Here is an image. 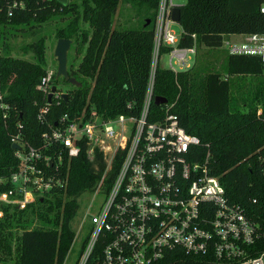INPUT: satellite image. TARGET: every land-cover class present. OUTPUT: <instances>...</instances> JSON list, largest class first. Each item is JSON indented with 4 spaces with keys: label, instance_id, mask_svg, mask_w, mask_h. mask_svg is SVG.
Here are the masks:
<instances>
[{
    "label": "trees",
    "instance_id": "trees-1",
    "mask_svg": "<svg viewBox=\"0 0 264 264\" xmlns=\"http://www.w3.org/2000/svg\"><path fill=\"white\" fill-rule=\"evenodd\" d=\"M17 1L23 6L13 8L8 15L12 0H0V93L1 101L8 105L0 107V176L5 178L19 164L11 137L20 130L26 143L38 146L46 129L38 119L46 98L37 89L48 68L44 25L55 21L56 39L73 40L74 57L68 70L70 77L80 82L74 85L57 79L55 72L54 85L58 87L62 81L71 87L65 90L67 101L62 99L58 104L54 100L50 121L55 122L65 112L80 113L85 107L87 111L95 108L107 118L139 114L152 67L160 7V0H68L66 5L56 0ZM123 3L134 9L139 19L136 26L126 25L131 18L116 25ZM262 4L264 0H187L180 6L183 33L179 46H195L197 51L202 46L218 49L227 34L264 33ZM148 19L151 21L146 25ZM25 33L36 37L19 48L31 58L11 53L8 37ZM169 49L162 46L161 54ZM228 55L225 76L199 64L197 56L185 70L158 65L153 93L174 103L172 112L179 116L181 125L202 140L198 158L208 161L210 172L220 179L227 196L250 211L264 207V171L259 159L264 157V65L258 56ZM241 76L253 79L245 89L240 86L245 81L239 80L246 78ZM164 112L163 104L153 103L150 119H160ZM120 163L118 154L108 186ZM105 167L99 150L92 160L83 146L70 161L65 188L53 189L23 207L1 203L0 264H64L75 236L71 222L78 212L79 198L94 191ZM10 188L6 180L0 184V193ZM174 264L219 263L189 260Z\"/></svg>",
    "mask_w": 264,
    "mask_h": 264
},
{
    "label": "built area",
    "instance_id": "built-area-1",
    "mask_svg": "<svg viewBox=\"0 0 264 264\" xmlns=\"http://www.w3.org/2000/svg\"><path fill=\"white\" fill-rule=\"evenodd\" d=\"M22 6V1L12 0L8 15ZM173 6L172 0L160 2L152 67L139 114L107 118L95 108L87 111L85 107L80 113L65 112L52 122L48 119L51 106L54 100L61 103L66 92L57 87L48 100L55 71L47 68L37 85L46 98L38 112V119L46 125L39 145L26 143L20 130L11 137V144L19 146L13 149L19 164L8 178L0 176V184L6 180L11 184L0 193V204L23 207L53 189L65 188L70 161L83 146L92 160L97 150L103 154L106 167L94 191L88 192L92 201L98 197V208L95 212L88 209L79 230H74L68 252L79 240L74 264L189 260L264 264V207L249 211L227 196L220 179L210 172L208 161L198 158L202 140L181 125L172 112L174 103L163 104L162 118L150 119L162 46L170 47L169 68L174 71L191 67L197 53L195 46H179L181 36L171 28ZM260 9L264 14V4ZM223 46L232 55L258 56L264 65V33L246 34L242 41L226 39ZM1 99L0 93V107L7 108ZM128 107L133 106L129 103ZM262 113L259 105L258 115ZM118 154L121 163L108 186ZM259 159L264 171V157ZM253 203H258L257 198ZM86 221L85 234L80 237Z\"/></svg>",
    "mask_w": 264,
    "mask_h": 264
},
{
    "label": "rangeland",
    "instance_id": "rangeland-1",
    "mask_svg": "<svg viewBox=\"0 0 264 264\" xmlns=\"http://www.w3.org/2000/svg\"><path fill=\"white\" fill-rule=\"evenodd\" d=\"M187 0H173V3L175 5L181 4V3H186ZM131 18V22L127 23V26H131V25H137L139 22V19L137 17V15L135 14V11L133 8H131L130 4H122V7L120 8V10L118 11V13L116 14L115 17V22L116 25H120V23L122 25H124V23L126 22L127 19ZM55 26V21L46 23L44 25L43 28V33L47 34V41H46V57H47V62H48V69L54 70L55 72H57V68H58V62L54 56V52H55V47H56V43H57V39L55 37V34L53 33V28ZM171 28L172 30L175 31V33L180 36L183 32V28L181 27V25L177 22H173L171 24ZM9 42L11 44V46H13V50H12V54L16 55V56H21V57H26V58H31V55L29 54H24L21 52V50L19 49L21 46H23L24 44H26V42H32L33 40L36 39L35 36H33L31 33H25L24 35H19L17 37H12L9 36L8 37ZM237 39V38H236ZM197 55V53H196ZM196 55L194 56V60L196 58ZM228 51L227 49L221 47L218 49H211V48H207V47H201L199 48L198 51V61L199 64L203 63L206 64V66H208L209 69L213 70V71H220L221 73L224 74L225 76V70L227 67V60H228ZM74 57V52L73 50L70 51V55H69V62H71L73 60ZM79 61V60H78ZM78 63V62H77ZM159 65L165 68H169V54L168 52L162 53L161 57L159 59ZM240 77V76H239ZM243 77V76H241ZM62 77H60L61 79ZM243 78L246 79H241L239 81H245L242 82L243 84H240V86L242 85V88L245 89L246 88V84H248L250 81H252L253 79L251 78V76H245ZM58 87L64 90H67L68 88L71 87V85L69 84H65L62 81L59 82ZM235 96H239L238 93H235ZM241 108H245V106H241ZM93 196L89 193H84L80 198H79V209L78 212L75 216V218L72 220L71 222V226L72 228L77 232L80 228V225L83 222L84 216L87 213V210L89 209L91 212H95L98 208V197L97 200L95 199L94 201H92ZM0 217H2V213L0 212ZM89 222L86 221L85 225L82 229V232L80 233V237L83 236L85 234V226L86 224H88ZM17 233H20V230H17ZM16 232V230H15ZM79 239V237L77 238V240ZM79 245H80V241L78 240L75 244V246L73 247V249L70 251V253L67 256V259L65 261V264H74V261L78 255V249H79Z\"/></svg>",
    "mask_w": 264,
    "mask_h": 264
},
{
    "label": "water",
    "instance_id": "water-1",
    "mask_svg": "<svg viewBox=\"0 0 264 264\" xmlns=\"http://www.w3.org/2000/svg\"><path fill=\"white\" fill-rule=\"evenodd\" d=\"M59 3L66 5L68 3V0H56ZM171 18L174 22H180L181 19V8L178 5H174L172 8V15ZM151 20H147L146 25L150 23ZM73 44L72 39L68 38H60L58 39L55 47L54 56L58 62V68H57V74L56 78L59 79L60 77L68 80L70 83L74 85H80V82H78L75 78L70 77L68 65H69V54L71 51V47ZM57 90V86L54 85L52 88V92L48 95V100L51 101L54 92ZM63 98L67 101L69 96L68 93L63 94ZM168 102V99L166 97L162 96H155L154 103L156 105L165 104ZM19 146L15 143L11 144V148H18Z\"/></svg>",
    "mask_w": 264,
    "mask_h": 264
},
{
    "label": "crops",
    "instance_id": "crops-1",
    "mask_svg": "<svg viewBox=\"0 0 264 264\" xmlns=\"http://www.w3.org/2000/svg\"><path fill=\"white\" fill-rule=\"evenodd\" d=\"M160 2H161V0H160ZM125 5L126 4H128L129 5V3H124ZM172 4L173 5H175L174 3H173V0H172ZM183 4H185V3H181V4H178V6H182ZM178 23V22H177ZM183 33V32H182ZM182 35V34H181ZM180 35V36H181ZM245 35L246 34H227V35H225V37H224V40H226V39H230V40H234V41H242L243 39H244V37H245ZM237 38V39H236ZM202 47H205V46H202ZM223 48H224V46H222ZM208 48V47H207ZM198 50V49H197ZM197 53H198V51H197ZM197 57H198V55H196ZM196 57V58H197ZM196 58H195V60H196ZM195 60H194V62H195Z\"/></svg>",
    "mask_w": 264,
    "mask_h": 264
}]
</instances>
